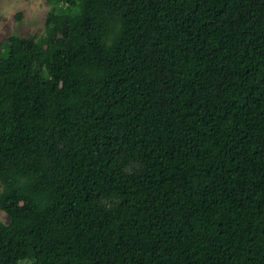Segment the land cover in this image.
Instances as JSON below:
<instances>
[{
	"label": "trees",
	"instance_id": "obj_1",
	"mask_svg": "<svg viewBox=\"0 0 264 264\" xmlns=\"http://www.w3.org/2000/svg\"><path fill=\"white\" fill-rule=\"evenodd\" d=\"M46 2L0 40V264H264V0Z\"/></svg>",
	"mask_w": 264,
	"mask_h": 264
},
{
	"label": "rangeland",
	"instance_id": "obj_2",
	"mask_svg": "<svg viewBox=\"0 0 264 264\" xmlns=\"http://www.w3.org/2000/svg\"><path fill=\"white\" fill-rule=\"evenodd\" d=\"M47 9L46 0H0V40L13 34L23 38L42 33ZM0 221L8 222L1 210Z\"/></svg>",
	"mask_w": 264,
	"mask_h": 264
}]
</instances>
